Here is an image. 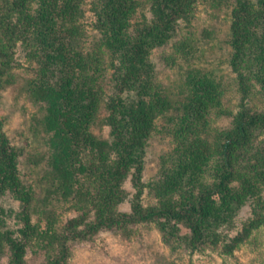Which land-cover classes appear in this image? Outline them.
Listing matches in <instances>:
<instances>
[{"label": "trees", "instance_id": "obj_1", "mask_svg": "<svg viewBox=\"0 0 264 264\" xmlns=\"http://www.w3.org/2000/svg\"><path fill=\"white\" fill-rule=\"evenodd\" d=\"M225 1L233 112L214 71L187 70L178 100L156 83L151 51L190 26L197 0H0V90L10 69H23L36 106L28 129L44 146L35 155L42 174L28 182L0 117V195L17 201L0 205V260L25 264L37 246L43 264H63L72 243L125 221L152 222L166 239L223 254L264 230V140L256 138L264 132V0ZM253 96L260 110L249 106ZM223 116L228 127L212 124ZM98 123L105 138L92 130ZM156 134L169 146L144 182ZM127 179L133 190L121 212ZM145 191L153 204H144Z\"/></svg>", "mask_w": 264, "mask_h": 264}, {"label": "rangeland", "instance_id": "obj_2", "mask_svg": "<svg viewBox=\"0 0 264 264\" xmlns=\"http://www.w3.org/2000/svg\"><path fill=\"white\" fill-rule=\"evenodd\" d=\"M225 2L197 0L194 20L190 26H180L174 42L172 41H186L187 54L183 55L176 50L172 42L151 51L156 83L169 100L181 98L180 84L184 73L199 68L214 71L221 77L223 107L228 112L236 109L237 93L233 74L227 64L228 15ZM85 9L87 10V6ZM89 20L90 12L87 10L83 23L87 25ZM24 76L20 67H14L7 72L4 86L0 90V117L4 121L8 137L22 149V174L28 182L36 184V179L43 170L35 155L43 151L44 146L28 129L36 106L25 91ZM107 85L106 81L102 82L104 90ZM248 104L255 110H260L263 105L261 99L255 96L249 98ZM230 120L229 116L216 117L212 124L226 128L230 125ZM92 130L98 136H107L104 125L95 124ZM256 138L258 142H262L264 132L257 134ZM168 146L167 139L161 138L159 134L149 139L142 173L144 182L154 177L159 158ZM132 190L127 179L123 185L125 198L118 207L119 211H129L127 198ZM143 201L144 204L151 205L154 198L145 191ZM0 205L17 208V201L8 194L0 195ZM247 211V208L242 210L240 216H246ZM65 215L67 214H62L63 217ZM45 257V248L32 246L25 254V264H43ZM0 263L6 264V258L3 257ZM63 264H264V230L257 231L251 242L241 245L233 253L223 254L209 248L191 250L174 239H166L152 222L125 221L111 228L95 230L72 243L70 255Z\"/></svg>", "mask_w": 264, "mask_h": 264}]
</instances>
